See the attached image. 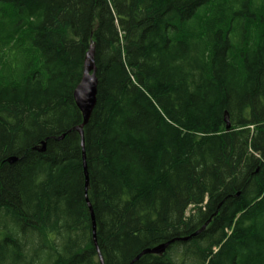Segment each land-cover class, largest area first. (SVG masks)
Returning <instances> with one entry per match:
<instances>
[{"label": "trees", "instance_id": "obj_1", "mask_svg": "<svg viewBox=\"0 0 264 264\" xmlns=\"http://www.w3.org/2000/svg\"><path fill=\"white\" fill-rule=\"evenodd\" d=\"M98 254L264 264V0H0V264Z\"/></svg>", "mask_w": 264, "mask_h": 264}, {"label": "water", "instance_id": "obj_2", "mask_svg": "<svg viewBox=\"0 0 264 264\" xmlns=\"http://www.w3.org/2000/svg\"><path fill=\"white\" fill-rule=\"evenodd\" d=\"M93 57H94V48L93 46H90L86 54V57H85L81 80L73 92L74 103L77 109L79 110V112L81 113V117H82V124L78 126L75 129V131L78 133L79 138H80V148L82 152V161H83L84 176H85V191H87L88 179H87L86 166H85L83 127L87 124L90 118V115L92 113V110L95 107L96 93H97V79L95 76V66L93 62ZM64 137H65L64 135H61L59 140H62ZM34 149L40 153L44 152L45 151V141L41 142ZM8 161L9 163H13L15 162V158H11ZM89 209H90V206H89ZM90 214H91L93 237L95 238L96 226H95V221H94V217H93L91 209H90ZM207 223L204 224L198 231H196L193 234V236L205 230L206 226L208 225ZM187 239L188 238H183L181 240L184 241ZM168 245L169 243L157 246L153 249H146L142 253H140L134 261H137L141 256H144V255L160 256L164 253ZM98 260H99V264H103L100 254H98Z\"/></svg>", "mask_w": 264, "mask_h": 264}, {"label": "bare ground", "instance_id": "obj_3", "mask_svg": "<svg viewBox=\"0 0 264 264\" xmlns=\"http://www.w3.org/2000/svg\"><path fill=\"white\" fill-rule=\"evenodd\" d=\"M171 48V47H170ZM222 132V131H221ZM60 136L59 137H56L55 139L56 140H59ZM86 157V156H85ZM86 164V163H85ZM88 178V177H87ZM94 215V214H93ZM179 226V225H178ZM35 253V252H34ZM186 256V255H185ZM36 258V257H35ZM198 258V257H197ZM186 261V260H185Z\"/></svg>", "mask_w": 264, "mask_h": 264}]
</instances>
